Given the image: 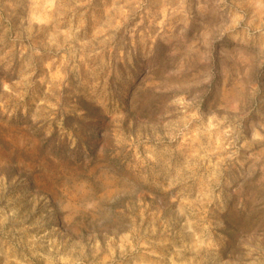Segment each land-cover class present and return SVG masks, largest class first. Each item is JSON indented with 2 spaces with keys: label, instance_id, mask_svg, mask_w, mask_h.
Segmentation results:
<instances>
[{
  "label": "rangeland",
  "instance_id": "1",
  "mask_svg": "<svg viewBox=\"0 0 264 264\" xmlns=\"http://www.w3.org/2000/svg\"><path fill=\"white\" fill-rule=\"evenodd\" d=\"M217 2L201 0L221 35L197 64L183 44L199 28L190 0H0V264H213L214 219L224 258L264 232V10L229 29ZM241 64L261 89L241 93L238 115L205 112L201 74L215 94L222 73L239 83ZM78 86L107 90L121 110L70 96ZM72 100L82 116L62 113ZM22 134L39 143L13 152L8 137ZM69 175L90 176L96 203L62 217L53 192Z\"/></svg>",
  "mask_w": 264,
  "mask_h": 264
},
{
  "label": "clouds",
  "instance_id": "2",
  "mask_svg": "<svg viewBox=\"0 0 264 264\" xmlns=\"http://www.w3.org/2000/svg\"><path fill=\"white\" fill-rule=\"evenodd\" d=\"M188 6L193 10L194 14L192 25L196 22L197 17H200V20L198 22L199 28L194 32L192 37L189 38L188 36V38L183 41L184 49L187 54L191 55L192 60L197 64H205L209 59L208 52L210 46L214 43L216 45L217 42L220 41L221 34H214L213 30L205 23L202 14V9L205 5L201 3V0H190ZM215 7L227 10L225 15L232 20V23L227 25V28L230 29L237 25L243 27L242 11L244 9L248 7H258V9L264 10V0H261L258 6L252 4L250 0H231V3H227L225 0H218ZM262 16H264V12H262ZM261 63H264V59L261 60ZM240 69L241 70H238L234 75V80L239 83H234L231 88L227 86L225 74L222 73L223 79L215 94L212 93V84L216 77H213V75L208 72L201 74L202 79L200 83L208 86L207 97L211 95V100L208 101V110L205 112L216 113L223 110L234 116L238 115L239 109L236 108V105L240 104L243 99L241 93L246 92L247 95L251 96L256 89H261L260 79L253 85L252 81L249 79L247 68L241 64ZM143 89H153L157 93H167L169 91L168 89L161 90L156 87L148 78H145L143 82ZM71 90L72 91L69 93L70 96L79 97L83 95L87 99L94 100L97 104L101 105L108 114H110L112 110H121L119 100L111 98L107 90L97 92L94 88H79V86ZM185 94L188 96L185 105L186 108L198 110L201 97L198 94L187 91ZM205 102L206 100H204V105ZM175 103H178V101L169 96L164 105ZM61 111L64 114L75 113L77 115H83V110L79 108L76 100L64 104ZM24 118L25 121H27L28 117ZM32 125L36 126L33 132L43 129L45 138L53 134V131L50 129V135L46 134L45 128L41 125L35 123H32ZM32 125L25 123L24 127L31 128ZM59 130L61 137L67 135L72 141L75 140L74 134L69 129L65 128L64 121ZM8 139L13 144V152H15L17 148H25L29 140H32L34 143H39L38 140H35L34 136H26L23 134L20 136L18 142L13 140L12 136H9ZM93 193V180L90 176L69 175L63 178L60 183L56 184L53 195L56 200V206L63 217L69 213L76 212L79 214L93 209L96 203L93 198ZM90 200L92 201L91 203ZM223 205L224 201H221L217 206L221 212L226 211ZM213 227L217 232V238L216 242L211 244V248L219 250V252L212 257L213 264H264V232H260L259 236L256 235L255 231L251 232V235L246 234L239 236L236 247L239 248L240 251L236 252L234 256L232 253H229L228 258H224L222 250L226 247L229 238L223 232H218V229H223L225 227L224 221L222 219H214Z\"/></svg>",
  "mask_w": 264,
  "mask_h": 264
}]
</instances>
